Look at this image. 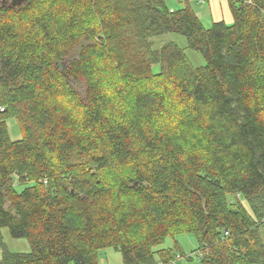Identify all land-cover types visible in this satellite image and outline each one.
<instances>
[{"label": "trees", "instance_id": "1", "mask_svg": "<svg viewBox=\"0 0 264 264\" xmlns=\"http://www.w3.org/2000/svg\"><path fill=\"white\" fill-rule=\"evenodd\" d=\"M229 7L209 28L165 0L0 7V228L30 247L0 264H99L107 247L175 264L154 248L179 233L201 264H264V0ZM168 33L205 64L155 48Z\"/></svg>", "mask_w": 264, "mask_h": 264}, {"label": "rangeland", "instance_id": "2", "mask_svg": "<svg viewBox=\"0 0 264 264\" xmlns=\"http://www.w3.org/2000/svg\"><path fill=\"white\" fill-rule=\"evenodd\" d=\"M10 4H12V0H0V7L3 5L10 6ZM165 4L168 9L173 11L184 8L186 4L189 5L205 28H209L212 23L216 22L214 20V13L219 14V22H224L225 25H229L233 21L230 7L228 8V11L231 20H227L228 13L226 6H221V8H218L217 10L216 7L211 4V0H165ZM150 41L153 42L155 48H159L166 42H175L180 48L184 49L185 55L193 67H201L205 64L203 57L199 53L188 49L186 47L185 39L179 35L168 33L152 38ZM157 70L158 68L153 69L154 72H157ZM6 128L11 140L14 141L21 138V131L15 120H6ZM108 178H111L109 174ZM23 188V186H17L18 191ZM240 201L245 208L249 209L248 204L242 198ZM259 237L264 244V217L259 228ZM197 247L198 243L194 235L189 233H179L167 237L164 242L156 246L154 250L167 248L174 249V253L181 256L180 259L176 260L175 264H201L198 255L194 253ZM4 249L15 253H28L30 251L29 244L25 239H13L7 228H0V257ZM98 259L99 264H122L121 254L112 247L100 250Z\"/></svg>", "mask_w": 264, "mask_h": 264}, {"label": "crops", "instance_id": "3", "mask_svg": "<svg viewBox=\"0 0 264 264\" xmlns=\"http://www.w3.org/2000/svg\"><path fill=\"white\" fill-rule=\"evenodd\" d=\"M211 4L216 7V9L218 10V8H221V6H226L227 8V13H228V16H227V20H231L230 16H229V11H228V8H229V0H211ZM215 10V9H214ZM216 12V11H215ZM214 20L216 22H219L220 20V16L219 14H215L214 13Z\"/></svg>", "mask_w": 264, "mask_h": 264}, {"label": "built area", "instance_id": "4", "mask_svg": "<svg viewBox=\"0 0 264 264\" xmlns=\"http://www.w3.org/2000/svg\"><path fill=\"white\" fill-rule=\"evenodd\" d=\"M0 111H3V108H0ZM223 235L226 236L227 235V232H224ZM197 255H198V257L201 256V254H197ZM180 258H181L180 255L179 256L178 255L176 256V260H178ZM176 260H175V262H176Z\"/></svg>", "mask_w": 264, "mask_h": 264}, {"label": "water", "instance_id": "5", "mask_svg": "<svg viewBox=\"0 0 264 264\" xmlns=\"http://www.w3.org/2000/svg\"><path fill=\"white\" fill-rule=\"evenodd\" d=\"M23 1H25V0H13L12 3L13 4H20Z\"/></svg>", "mask_w": 264, "mask_h": 264}]
</instances>
